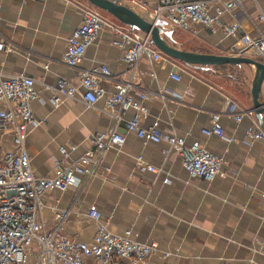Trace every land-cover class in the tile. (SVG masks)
I'll return each instance as SVG.
<instances>
[{
    "label": "crops",
    "instance_id": "crops-1",
    "mask_svg": "<svg viewBox=\"0 0 264 264\" xmlns=\"http://www.w3.org/2000/svg\"><path fill=\"white\" fill-rule=\"evenodd\" d=\"M79 2L0 0V70L33 76L39 91L38 98L31 101L39 123L28 128L25 140L31 169L37 175L51 174L54 162L61 157L80 155L90 145L93 131L114 124L108 112L99 110L102 98L94 106H86L78 92L52 104L50 90L43 86V82L53 84L58 77L77 84V68L67 66L62 57L67 36L81 21ZM240 5L236 11L244 30L251 35L264 32V23L256 20L258 12L264 13V0H240ZM193 28L196 32L184 31L191 41L201 43L206 51L227 53L233 39L225 37L220 29L213 32L200 24ZM112 38L110 28L103 25L79 66L104 62L114 76H126L123 48L113 45ZM258 59L264 62V58ZM233 66L243 67L247 72L245 81L251 82V65ZM200 67L168 56L152 59L144 55L134 81L139 88L166 93L165 99L145 97L148 113L141 117V124L155 123L162 135L198 140L221 155L223 163L217 174L211 180L191 177L180 155L165 141H143L132 132H124V143L108 148L102 155V163L110 167L107 174L98 171L85 179L81 189L70 186L42 194V212L48 225L54 222L53 208H68L63 232L89 240L95 223L85 212L92 205L108 219L111 229L129 228L134 239L157 242L147 264H264V136L251 139L245 133L251 121L264 133V113L259 122L253 112H246L252 107L250 85L238 96L203 78L198 73ZM170 72H177L180 79L171 78ZM228 75L233 82L237 80V76ZM101 85L108 91L112 89L105 80ZM259 99L264 101V78ZM231 101L237 106L235 113L243 114L239 121L226 109ZM215 112L220 114V123L231 140L202 133L201 128L210 125V116ZM131 114L132 110H127L124 116ZM116 127L121 129L120 125ZM61 146L65 154L60 152ZM12 147L11 129L0 127V155ZM143 164H153L160 171H150Z\"/></svg>",
    "mask_w": 264,
    "mask_h": 264
},
{
    "label": "built area",
    "instance_id": "built-area-1",
    "mask_svg": "<svg viewBox=\"0 0 264 264\" xmlns=\"http://www.w3.org/2000/svg\"><path fill=\"white\" fill-rule=\"evenodd\" d=\"M128 4L161 33L179 29L196 32L194 24H200L210 31L220 29L225 37L233 39L227 54H244L264 58V32L251 35L241 25L237 11L240 0H120ZM81 21L66 38L63 62L77 68V84L65 77H58L53 84L43 82L50 90L49 101L56 104L63 97L80 98L86 106L102 98L101 112H108L114 120L112 127L93 131L90 145L78 156L61 157L54 162L49 175L35 174L30 165L25 147L28 128L39 123L31 109V101L38 98L39 91L34 86L35 78L20 72L5 74L0 70V127H9L12 132L13 147L0 155V264H147L148 257L157 249V242H143L134 239L126 228L116 231L109 227L96 206H89L85 215L95 223V230L89 240H79L62 230V222L68 208H53L54 222L48 225L42 209V194L48 190L63 191L70 186L81 189L85 179L102 171L107 174L110 167L102 163V155L108 148L124 143V132H132L143 141H165L168 148L180 155L186 173L191 177L211 180L219 171L223 157L198 140H187L178 134H160L156 124L144 126L141 117L148 113L144 104L147 95L161 99L166 93L139 88L134 81L138 63L142 56L152 59L164 55L150 40L148 32L122 23L115 17L106 18L101 9L88 1H80ZM228 15V19L224 18ZM256 20L264 23V13L258 12ZM103 25L113 33L111 43L123 48L121 59L126 65V76H114L104 62L80 67L87 46ZM0 43V48H1ZM47 63L45 64V66ZM170 77L179 80L177 72ZM107 81L112 89L106 90L101 82ZM138 89V90H136ZM136 90V92H135ZM227 111L234 113V119L241 120L243 114L237 111L234 102H229ZM132 110L129 117L124 113ZM246 112H252L250 109ZM120 125L121 129L116 126ZM206 135H217L231 140L220 123V114L212 113L210 125L201 128ZM251 138H262L263 130L251 121L245 130ZM168 148H164L167 151ZM65 154V147H59ZM141 162V157L137 156ZM142 167L159 172L160 167L143 164Z\"/></svg>",
    "mask_w": 264,
    "mask_h": 264
},
{
    "label": "water",
    "instance_id": "water-1",
    "mask_svg": "<svg viewBox=\"0 0 264 264\" xmlns=\"http://www.w3.org/2000/svg\"><path fill=\"white\" fill-rule=\"evenodd\" d=\"M93 6L111 14L113 17L135 27L141 31L148 32L151 42L166 56L181 61L187 65H220V64H248L253 67V76L250 82V94L252 107L250 110L261 122L264 113V101L259 99V92L264 78V62L260 59L244 54L212 53L195 50H187L175 47L162 35L160 29L152 25L148 20L135 12L129 6L118 0H86Z\"/></svg>",
    "mask_w": 264,
    "mask_h": 264
},
{
    "label": "rangeland",
    "instance_id": "rangeland-1",
    "mask_svg": "<svg viewBox=\"0 0 264 264\" xmlns=\"http://www.w3.org/2000/svg\"><path fill=\"white\" fill-rule=\"evenodd\" d=\"M80 1H85V0H80ZM118 1L120 2V0ZM125 5L128 6V4ZM101 12L102 15L106 18L112 16L111 14L103 10H101ZM162 34L166 38V40L173 45H179L181 47L189 48V49L203 50L202 52H210V51H206L207 49L205 47H202L203 45H201V43H196L194 41H191L190 37L188 36L189 34H186L184 31H181L179 29H175L172 31L165 30L162 31ZM200 68L202 69L198 70V73L201 76H203V78L208 79L209 81H212L215 84L221 85L228 90H231L238 96H241V94L244 93L245 91V87L250 85L249 81L248 82L245 81V78L247 80V72L243 67H234V66L232 67V65L230 64H220V65H204L201 66ZM228 74L237 76V80L233 82V80H230L228 78L229 77Z\"/></svg>",
    "mask_w": 264,
    "mask_h": 264
}]
</instances>
